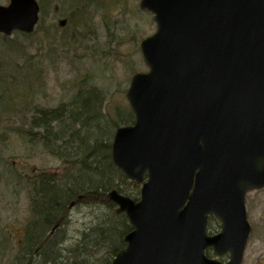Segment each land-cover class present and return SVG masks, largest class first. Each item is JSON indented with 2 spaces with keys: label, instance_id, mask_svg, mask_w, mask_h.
<instances>
[{
  "label": "water",
  "instance_id": "obj_1",
  "mask_svg": "<svg viewBox=\"0 0 264 264\" xmlns=\"http://www.w3.org/2000/svg\"><path fill=\"white\" fill-rule=\"evenodd\" d=\"M139 6L156 24L140 44L149 70L130 81L134 121L115 132L111 156L148 180L137 203L109 194L134 228L110 264H240L244 196L264 187V0ZM38 12L36 0L0 4V33H31ZM208 215L221 222L212 236ZM206 247L229 260L207 258Z\"/></svg>",
  "mask_w": 264,
  "mask_h": 264
},
{
  "label": "rangeland",
  "instance_id": "obj_2",
  "mask_svg": "<svg viewBox=\"0 0 264 264\" xmlns=\"http://www.w3.org/2000/svg\"><path fill=\"white\" fill-rule=\"evenodd\" d=\"M38 1L43 2L44 13L40 11L42 21L31 36L26 38L13 32L9 36L17 38L13 43L0 38V70H9L21 79V72L31 69L38 72L31 80L35 86L29 97L36 107L54 108L63 100L66 102L74 91L76 76L86 73L101 92V103L107 113L112 114L114 107L130 111L126 89L135 72L147 70L139 44L140 39L155 30L153 15L139 8L140 0H124L120 5H109V10L96 8L95 0H84L87 4L84 16L90 26L84 32L63 36L72 24L68 21V1L53 0L52 4ZM7 3L8 0H0L1 5ZM61 19L67 20L62 28L58 26ZM21 109L2 113L0 120V264H13L11 259L17 254L26 224L35 218L30 205L31 189L25 179L40 173L61 172L60 160L48 151L50 148L29 142L13 131L24 129L32 115V111ZM120 116L128 119L126 113ZM51 148L56 150L55 144ZM87 203L67 207V223L61 227L65 235L63 246H72L83 231L87 232L107 213L105 202ZM245 209L250 233L241 264H264V188L245 195ZM211 222V229L217 231V224Z\"/></svg>",
  "mask_w": 264,
  "mask_h": 264
},
{
  "label": "trees",
  "instance_id": "obj_3",
  "mask_svg": "<svg viewBox=\"0 0 264 264\" xmlns=\"http://www.w3.org/2000/svg\"><path fill=\"white\" fill-rule=\"evenodd\" d=\"M67 1L70 12L68 21H72V24L62 35L84 32L90 26L84 16V0ZM95 1L96 8L105 9H108L109 5H120L124 2ZM39 2L43 14V2ZM46 2L54 3L53 0ZM85 6L87 7V4ZM21 34L26 38L32 35ZM0 38L9 43L17 42L16 37ZM29 66L33 67L32 64ZM20 76L23 78L15 77L9 70H0V120L2 113L20 111L23 106L26 112L32 111L25 128H15L13 131L29 142L50 148L48 151L60 160L61 172L55 175L40 173L25 179L27 188L31 189L30 205L35 218L26 224L24 241L19 245L11 262L109 264L116 252L124 247L123 238L130 226L123 214H115L114 204L107 196L108 191L115 188L118 192L130 196H136L138 193V186L113 166L110 144L114 128L130 123L133 115L126 108L119 110L117 107L113 108L112 114L107 113L105 105L101 103V92L93 81L87 79L89 76L86 73L76 76L72 95L66 102L63 100L54 108L36 107L29 98L35 86L31 80L38 76L36 70H26L21 72ZM120 112L126 113L128 119H123ZM53 144L56 150H52ZM69 149L73 152L67 153ZM71 201L82 204L105 202L107 213H104L87 232L83 231L72 246L67 247L63 246L65 235L61 227L67 223L66 207ZM54 226V231L49 233Z\"/></svg>",
  "mask_w": 264,
  "mask_h": 264
}]
</instances>
